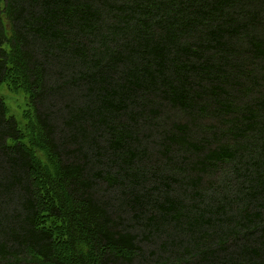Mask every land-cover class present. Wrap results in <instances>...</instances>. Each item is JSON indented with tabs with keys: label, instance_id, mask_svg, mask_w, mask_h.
Masks as SVG:
<instances>
[{
	"label": "trees",
	"instance_id": "trees-1",
	"mask_svg": "<svg viewBox=\"0 0 264 264\" xmlns=\"http://www.w3.org/2000/svg\"><path fill=\"white\" fill-rule=\"evenodd\" d=\"M2 84L0 264H264V0H0Z\"/></svg>",
	"mask_w": 264,
	"mask_h": 264
},
{
	"label": "rangeland",
	"instance_id": "rangeland-1",
	"mask_svg": "<svg viewBox=\"0 0 264 264\" xmlns=\"http://www.w3.org/2000/svg\"><path fill=\"white\" fill-rule=\"evenodd\" d=\"M0 96L2 97L8 114L15 118L23 126L24 114L28 111V98L22 91H12L6 84L0 86ZM62 253V250L59 249Z\"/></svg>",
	"mask_w": 264,
	"mask_h": 264
}]
</instances>
